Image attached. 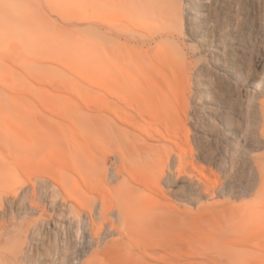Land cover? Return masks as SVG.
<instances>
[{"label":"rangeland","instance_id":"1","mask_svg":"<svg viewBox=\"0 0 264 264\" xmlns=\"http://www.w3.org/2000/svg\"><path fill=\"white\" fill-rule=\"evenodd\" d=\"M191 3L0 0V264H264V0H203L202 33Z\"/></svg>","mask_w":264,"mask_h":264},{"label":"bare ground","instance_id":"2","mask_svg":"<svg viewBox=\"0 0 264 264\" xmlns=\"http://www.w3.org/2000/svg\"><path fill=\"white\" fill-rule=\"evenodd\" d=\"M202 1L203 0H191V4L193 5V7L191 8V9H188V12H187V18H188V21H189V24L191 25V27H192V30H193V33L195 32H201L202 33V29H204L205 28V25H206V23H204L203 22V19H204V13L203 12H205L204 11V9H203V5H202ZM190 4V3H189ZM108 8H110V7H108ZM108 8H107V10H108ZM181 14V12H180V10L179 9H177V8H174L173 9V13L171 14V17L172 18H176V17H178L179 15ZM182 15V14H181ZM105 16H106V19L108 20V22H107V27H109V28H113V29H118V30H120V29H122V30H128L129 28H130V26H129V24L128 23H126V22H124L123 20H122V18H121V16L119 15V13L118 12H116V11H114V10H112V8H111V11H106V13H105ZM123 16V15H122ZM119 22H121V23H123V24H120ZM162 22L165 24V25H169L170 24V20L169 19H164V20H162ZM142 24H143V26L145 27V28H151V27H153V26H155V25H157V23H155L152 19H150V18H146V19H144V21L142 22ZM142 25H137V27L139 28H142L141 27ZM168 35V34H167ZM160 36V35H159ZM176 36V35H175ZM211 36V35H210ZM167 37V36H166ZM170 37V36H169ZM173 37V36H172ZM206 38L202 41V42H207V44H209L210 45V47H211V51H210V49H209V52H211L213 55H216L217 57L224 51V46H223V42H222V40L219 38L218 40H211L210 39V37L207 35V36H205ZM214 37V36H213ZM158 38V37H157ZM217 39V38H216ZM152 40V39H151ZM133 43H135V42H133ZM119 48V47H118ZM120 49V48H119ZM229 51V50H228ZM105 54H106V56H107V60H109V59H111V58H114V57H111V56H113L114 54H115V50L114 49H112V48H110V47H106L105 48ZM128 54V53H127ZM129 55V54H128ZM127 58V57H126ZM127 61V60H126ZM124 62V63H122V65L119 67V69L117 70V72H118V75H117V80L118 81H123V77H124V75H123V70L125 71V72H127V74H128V76H133V75H135L136 74V70L138 69V71L141 73V71L143 70V67H142V65H133V64H131V63H127V62ZM129 61H130V59H129ZM224 62V61H223ZM222 62V60H220L219 58H216V62H215V64H214V66H215V70H216V78H217V76H221L222 78L224 77V78H227L229 81L230 80H234V81H237V82H245V81H247L248 79H247V77H246V75H244L243 73H241V72H239V71H237L236 69H235V67L233 68L232 66H226L224 63ZM133 63V62H132ZM227 64V63H226ZM192 65V64H191ZM230 65V64H229ZM232 65V64H231ZM110 68V67H109ZM194 68V67H193ZM202 70V69H201ZM201 70H199V73H200V71ZM204 70V69H203ZM106 71V70H105ZM189 71V70H188ZM207 71V70H206ZM208 72V71H207ZM210 72V71H209ZM198 72H197V74H199ZM204 74H208V73H201V75L199 74L198 76H200V79H201V77H206V79H207V77L209 76L210 77V75H204ZM210 74V73H209ZM109 75H111V74H109ZM113 76V75H112ZM108 77V76H107ZM208 77V79H210ZM213 77V76H212ZM215 77V76H214ZM255 77V76H254ZM115 78V77H114ZM198 78V77H197ZM222 78H221V80H222ZM199 79V78H198ZM205 78H203V79H201L202 80V82H201V87H202V90L204 91V93H206L207 95L209 94L208 93V91H210L209 90V86H208V80H207V82L204 80ZM254 79V78H253ZM212 80H213V78H212ZM214 80H216V79H214ZM213 80V81H214ZM218 80V79H217ZM219 80H220V78H219ZM226 81V80H225ZM233 81V82H234ZM110 82V81H109ZM117 82V81H116ZM221 82V81H220ZM253 82L255 83V80H253ZM215 83V82H214ZM217 83H219V81L217 82ZM119 84H121L120 82H119ZM118 84V85H119ZM221 84V83H220ZM242 84V83H241ZM109 85V84H108ZM198 85H200V84H198ZM212 85V84H211ZM218 85V84H217ZM214 86V85H213ZM106 87V86H105ZM217 87V86H216ZM219 87V86H218ZM107 88H109L108 90L110 91V94H112V96H118L110 87H107ZM211 89V88H210ZM189 92V91H188ZM211 92H212V90H211ZM210 92V93H211ZM183 96H185L184 94H183ZM182 96V97H183ZM183 99H184V97H183ZM134 103V102H133ZM129 104H131L132 106H133V108H135L134 107V104H132V102L131 103H129ZM140 105V104H139ZM208 105H211L210 103H208ZM143 110V109H142ZM207 111H206V113L207 114H209L210 116H211V112H212V109L210 108V107H208L207 109H206ZM205 113V114H206ZM220 117V116H219ZM217 120H222V124H223V128H224V130H225V132H224V134L222 135L223 136V138H226L227 140H229V141H233V140H235V137H237V134H239V133H237V131L230 125V124H228L226 121H223V120H225V119H223L222 117L221 118H217ZM202 137V136H201ZM206 137V136H205ZM238 138H240L241 139V142H242V145L243 146H245V147H248V146H252L253 147V144H255V145H259V146H261L262 144H263V141H261V139H256V141L254 142L253 140H250L248 137H243V136H241L240 134L238 135ZM203 140V139H202ZM222 140H224V139H222ZM205 141V140H204ZM225 141V140H224ZM253 141V142H252ZM201 142V141H200ZM194 143V142H193ZM210 143V142H209ZM228 144V143H227ZM187 145H188V147H189V151H191L192 150V148H191V145L189 144V143H187ZM186 145V146H187ZM204 145V144H203ZM208 146V145H207ZM177 150L184 156L185 155V150L184 149H182L181 147H179V146H177ZM200 152V151H199ZM202 155V154H201ZM223 155V154H222ZM228 157V156H227ZM232 157V156H231ZM244 157V156H243ZM224 159V158H223ZM189 160V159H188ZM228 160V159H227ZM253 161V160H252ZM162 164H165L164 163V161H163V159H161V161H160ZM189 163H191V162H189ZM198 163V162H197ZM251 164H252V162H250ZM227 164V163H226ZM225 164V165H226ZM232 164V163H231ZM195 165V164H194ZM193 165V166H194ZM198 165V164H197ZM196 167V166H195ZM222 167V166H221ZM227 169V168H226ZM252 172H254V174H255V176L257 177L258 176V178H259V176H262V179H261V181L259 182L260 183V188L262 189V190H264V155H262V156H259V157H256L255 158V160L253 161V168H252ZM202 175V174H201ZM202 178H203V176H202ZM205 180V179H204ZM201 183V182H200ZM208 183V182H207ZM211 183V182H210ZM197 183H194V182H192L191 180H189V177H188V180L186 181V182H183V185H184V188L186 189V191L188 192V193H192V192H197V190H196V185ZM215 185V184H214ZM203 186H205V187H207L205 184H203ZM212 186V185H211ZM212 188H214V187H212ZM198 189V188H197ZM208 189H209V187H208ZM208 194V193H207ZM263 213L264 212H262L261 211V215H263Z\"/></svg>","mask_w":264,"mask_h":264}]
</instances>
